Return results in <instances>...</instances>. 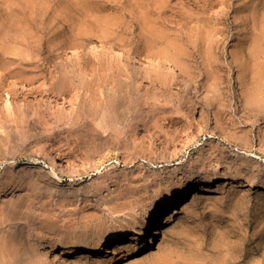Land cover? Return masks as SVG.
<instances>
[{
	"label": "rangeland",
	"instance_id": "1",
	"mask_svg": "<svg viewBox=\"0 0 264 264\" xmlns=\"http://www.w3.org/2000/svg\"><path fill=\"white\" fill-rule=\"evenodd\" d=\"M263 28L264 0H0V264H60L71 245L101 241L95 259L73 264H264V105L250 103L264 82ZM103 47L113 56L93 51ZM140 48L194 81L169 78ZM70 70L75 85L50 92ZM113 91L127 111L115 120L102 105ZM36 110L44 124H27ZM207 180L212 192L168 239L130 257L109 251Z\"/></svg>",
	"mask_w": 264,
	"mask_h": 264
},
{
	"label": "bare ground",
	"instance_id": "2",
	"mask_svg": "<svg viewBox=\"0 0 264 264\" xmlns=\"http://www.w3.org/2000/svg\"><path fill=\"white\" fill-rule=\"evenodd\" d=\"M27 15H33L34 16V14H30V13H28ZM34 17H36V16H34ZM34 17H29V18H34ZM27 18H28V16H27ZM30 19V20H31ZM29 20V19H28ZM29 20V22H31L32 23V25L34 24L33 23V20L34 19H32V21H30ZM35 21V23H37V19H35L34 20ZM31 23H30V25H31ZM38 24V23H37ZM264 29V28H263ZM261 34L262 35H260L259 36V38H260V40L259 39H257V41H259L258 43H259V46H260V48H262L261 50H259L260 51V57H258L260 60H259V62H258V64H257V66H259V70H261L262 69V71H260V74H261V76H264V75H262V73L261 72H263V74H264V30H262V32H261ZM78 37V36H77ZM75 38V37H74ZM103 39H104V37H102ZM79 40V39H78ZM43 41V40H42ZM68 42V41H67ZM257 43V44H258ZM43 44H44V42H43ZM42 44V45H43ZM66 44V43H65ZM72 44H76V43H72ZM65 46V45H64ZM76 46V45H75ZM77 46H80V45H77ZM76 46V47H77ZM79 48V47H78ZM42 49V48H41ZM141 49V48H140ZM139 49V53H140V55L141 56H143V58H144V61L147 63V64H150V65H152V66H155V67H161V68H165V72H167V74H168V77L170 78V77H175V79H176V77H178V78H182V79H184V80H191V81H194V79L192 78L193 76H191L190 75V73H188V71H186L185 69H182V67H180L178 64H176L175 62H173V61H171V60H166V61H163V60H159L158 59V57H156L157 55H155V54H152V53H150L149 51H147V50H145V49H141L140 50ZM110 50H111V48H109V47H103V48H101V49H93V51L95 52V53H97V54H99V55H102V54H105V53H107V54H109V55H112V53L110 52ZM6 51V50H5ZM4 53V52H3ZM10 53V52H9ZM5 54V53H4ZM3 54V55H4ZM11 54V53H10ZM2 55V56H3ZM6 55H4V58H6L5 57ZM113 56V55H112ZM49 58V57H48ZM9 59H10V57H9ZM47 59V58H46ZM45 59V60H46ZM53 59V58H52ZM51 59V60H52ZM44 60V61H45ZM15 62H17L16 60H15ZM51 62V61H50ZM50 62L48 63V64H50ZM47 63V62H46ZM52 63V62H51ZM44 64V63H43ZM41 65V64H40ZM39 65V66H40ZM59 65H56V67H58ZM63 67H64V65H62ZM61 66V68H62V70L60 69V71H62V74L63 73H65L66 72V68L68 67V65H66L67 67L65 68V70L63 69V67ZM41 68V67H40ZM69 68H70V66H69ZM69 68H67V71H68V69ZM43 69H45V68H43ZM71 70H73V69H71ZM70 70V73H66L64 76L62 75V78L60 77V80L62 79L63 80V77H65L66 79H67V82H64V81H62V82H60V84L58 83V86H55V83L53 82L52 83V86H51V88L49 89V91L51 92L52 91V93L54 92H56V95L58 94H63L62 92H64L65 94H66V91L65 90H67L68 88H72L74 85H75V82L76 81H74V79H73V77H75V75H73L74 74V72H72ZM42 72H44V71H42ZM46 73V72H45ZM44 73V74H45ZM9 74H12V73H9ZM8 74V75H9ZM71 74V75H70ZM53 75V74H52ZM51 75V76H52ZM73 75V76H72ZM42 76H44L43 74H42ZM46 76V78H47V75H45ZM167 76V75H166ZM260 76V77H261ZM259 77V78H260ZM48 78H49V76H48ZM262 78H264V77H262ZM261 78V79H262ZM172 79V78H171ZM260 79V80H261ZM65 80V79H64ZM69 80V81H68ZM166 80V79H165ZM164 79H163V83H165L166 81H165ZM259 80V81H260ZM53 81V80H52ZM51 80H48V82H52ZM262 81V83L263 84H261V82H260V86H261V88L259 89V90H256V91H258L257 93L255 92L254 94H255V96H253V97H250V103L251 104H256L260 109H258V110H261L262 108H263V105H264V87H262V85H264V82H263V80H261ZM51 85V83L49 84V86ZM57 85V84H56ZM171 85V84H170ZM170 85H168L169 87H170ZM188 86H190L189 84H188ZM75 88V87H74ZM73 88V89H74ZM115 88V87H114ZM72 89V90H73ZM193 89V88H192ZM46 90H48V89H46ZM111 90H113V89H110V91ZM116 90V89H115ZM68 91V90H67ZM110 91H108V92H110ZM122 92H123V90H121ZM120 91V92H121ZM120 92L118 91H116V92H114L113 91V94H108L107 96V98H106V100H104L103 101V103H102V105H103V107H104V104H106V106L108 107V110H110L111 112H115L114 114H113V118L114 117H116V116H114L115 114H116V111H121L122 110V107L125 105L124 104V102H122V101H120L119 102V96L120 95H122V92H121V94H120ZM112 93V92H111ZM107 94V93H106ZM118 94H120V95H118ZM124 94V93H123ZM126 94V93H125ZM253 94V93H252ZM252 94H250V95H252ZM253 94V95H254ZM59 95V96H60ZM249 95V96H250ZM62 96V95H61ZM119 97V98H118ZM122 97V96H121ZM126 97H128V93H127V95H126ZM125 97V98H126ZM118 99V100H117ZM126 101H127V99H125ZM129 100V99H128ZM126 103V102H125ZM250 103H248V104H250ZM263 104V105H262ZM105 106V107H106ZM129 106V105H128ZM128 106H127V108L126 109H128ZM257 107V108H258ZM120 108H121V110H120ZM130 108V107H129ZM253 108V107H252ZM119 109V110H118ZM254 109V108H253ZM107 110V111H108ZM37 111V113H35L34 112V114H36V116H37V118H30L28 121H26L25 120V122H27V124L28 123H30V124H34V126H35V124H39L40 125V123H41V121H42V119H44L45 118V113L43 114V112L41 111V110H36ZM123 111H125V109H123ZM262 111H264V109H262L261 110V112ZM41 112V113H40ZM111 112H110V114H111ZM126 112L127 111H125V113L124 114H126ZM47 113V112H46ZM107 112H105V114H106ZM39 114H41V115H39ZM89 114V113H88ZM104 114V115H105ZM109 114V115H110ZM117 114H118V112H117ZM116 114V115H117ZM119 114H121V112L119 113ZM123 113L121 114L122 115V117H124L123 115H124ZM46 115H48V114H46ZM50 115V114H49ZM112 115V114H111ZM106 116H108V115H106ZM105 116V119L106 118H108V117H106ZM118 116V115H117ZM120 116V115H119ZM118 116V118H122L121 116L119 117ZM196 116H199V118L201 119V121L202 122H204L205 123V125L210 129V131L211 132H216L217 134H219V138L221 139V141H223V142H227L230 146H233V147H238L239 149H244V148H246V147H244L243 145H241V143L240 142H238V140L237 139H235L234 137H232L231 135H229L228 133H227V131L224 129V128H222V127H219V126H216L215 128H211L210 127V123L202 116V115H200V114H196ZM35 117V116H34ZM258 117V116H257ZM24 119H26V118H29V117H23ZM112 118V119H113ZM262 118V117H261ZM261 118H259L258 120H262ZM263 118H264V116H263ZM24 119H23V121L22 122H24ZM110 119V118H109ZM111 119V120H112ZM116 119H117V117H116ZM45 120H46V118H45ZM44 120V121H45ZM48 120V119H47ZM104 120V119H103ZM103 120H102V122H103ZM114 120H115V118H114ZM89 120H87V122H88ZM117 121H119V119L117 120ZM86 122V121H85ZM86 122V123H87ZM90 122V121H89ZM87 123V125L86 126H88V124H89V126L91 125V123ZM107 122V121H106ZM47 123V122H46ZM115 123H116V121H115ZM29 124V125H30ZM41 124H44V123H41ZM102 124V123H101ZM104 124V123H103ZM85 125V124H84ZM106 125H107V123H106ZM110 125V124H109ZM37 126V125H36ZM101 126V125H100ZM111 126V125H110ZM30 127V126H29ZM32 127H33V125H32ZM93 127H95V125L93 126ZM103 127V126H102ZM89 128V127H88ZM87 127H86V131H88L89 129H88ZM97 127H95V128H92V129H96ZM104 128V127H103ZM84 129V128H83ZM107 130H108V128H106ZM85 131V132H86ZM90 131H92V130H90ZM97 130H95V132H96ZM99 131H101V130H99ZM92 132H94V131H92ZM101 133L103 134V132L101 131ZM114 135L116 134V133H114V132H112ZM87 134H90V133H87ZM94 134H96V133H94ZM107 134H111V132L110 133H107ZM99 135V134H98ZM97 134L96 135H94L95 137L96 136H98ZM101 135V134H100ZM117 135V134H116ZM115 135V136H116ZM119 135V134H118ZM86 136H88V135H86ZM109 135H106V137L104 138V136H99V138H101V140L102 139H106V141H109ZM127 136V135H126ZM118 137H120V136H118ZM112 138H113V136H112ZM115 138V137H114ZM116 140V139H115ZM118 140V139H117ZM120 140H121V138H120ZM120 140H119V143H120ZM105 141V142H106ZM110 141H111V138H110ZM113 141V140H112ZM111 141V142H112ZM114 142V141H113ZM113 142H112V144H113ZM117 141H115V143H116ZM102 145H104V144H102ZM53 160H55V162H58L59 164H60V166H61V168H63V169H66L67 171L66 172H68V169H72L73 170V168L70 166V165H68V164H66V163H64L62 160H58V158H53ZM72 172V171H71ZM55 173V172H54ZM54 173H52V174H54ZM55 175H57L56 173H55ZM54 175V176H55ZM53 176V175H52ZM60 177V176H59ZM56 178H58L57 176H56ZM234 180L235 179H237V177L236 176H234V177H232ZM61 179V178H60ZM59 179V180H60ZM60 183H62V179L60 180ZM251 185L252 184H254V183H250ZM213 185V181L212 180H207V181H205V182H203V183H201L191 194H190V196L189 197H187V195H186V193H181V195L178 197H173V199H170L168 202H167V204L163 207V213L161 214V217L160 216H158V215H154V216H152V217H150V218H148V219H146L144 222H142V223H140V224H138V225H135V226H133V227H131L129 230H126V231H123V233H122V235H121V237L119 238V240L118 241H116L114 244H113V246L111 247V249H109V251H111V253L112 254H114V255H117V256H123V257H130V256H134L135 254H138L140 251H142L144 248H147L148 246H150L151 245V243H153V242H155L156 240H157V236H159V238H162L163 237V239H168L169 238V236H170V234L178 227V225H179V223H180V221H181V216L184 214V213H186V211H188L189 209H190V205H193V204H197L198 202H199V200L201 199V198H206V197H208V195H209V193L210 192H212V188H211V186ZM160 219H163V221H162V226H161V228H159L158 230H157V233L155 234V236H153V237H151L152 239L151 240H148V239H146L145 240V242H143V243H139L140 242V240L142 239V238H146L147 237V232L150 230V228L151 227H153L154 225H156L157 224V222L160 220ZM128 235H131V237L129 238V240L128 239H126V237L128 236ZM1 244V243H0ZM105 242L103 243L102 241L101 242H98V243H92V244H88V243H85V244H74V245H71L70 247H68L66 250V256H65V258L60 262V264H73V261H74V259L78 256V255H80V254H82L83 253V263H87L88 262V260L90 259V258H93V259H95L96 258V254H98V252H100L101 250H103L104 249V247H105ZM4 247H5V245H4ZM8 247H10V246H8ZM3 248V247H2ZM7 248V247H6ZM64 248H66V247H64V246H59L58 245V247L56 248V249H64ZM10 249H11V247H10ZM1 251H2V249H0ZM4 250V249H3ZM7 250V249H6ZM10 251V250H9ZM13 251V250H12ZM16 252V251H15ZM14 253V252H13ZM17 253V252H16ZM3 254H5V252L3 253ZM8 255L10 254V253H7ZM11 254H12V252H11ZM8 260H9V258H7ZM7 260V261H8ZM10 261V260H9ZM9 261H8V263H9ZM11 262V261H10ZM13 263H14V261H12ZM10 263V264H13V263ZM16 263V262H15ZM14 263V264H15Z\"/></svg>",
	"mask_w": 264,
	"mask_h": 264
}]
</instances>
